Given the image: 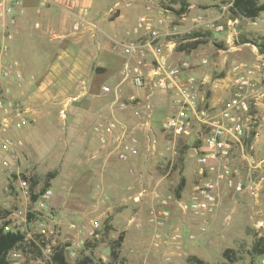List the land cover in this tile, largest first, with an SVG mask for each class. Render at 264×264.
<instances>
[{"label": "rangeland", "instance_id": "obj_1", "mask_svg": "<svg viewBox=\"0 0 264 264\" xmlns=\"http://www.w3.org/2000/svg\"><path fill=\"white\" fill-rule=\"evenodd\" d=\"M186 2L188 11L177 15L173 10L184 6L180 0H147L145 13H148V4H154V20L162 38L174 40L175 50L184 51V54L193 51L195 55L179 59H188L195 69L199 63L194 58L202 52L203 64L208 67L211 79L223 89L229 91L235 73L248 75L258 98L261 96V104L254 106L252 113L257 115L256 124L261 126L264 135V53L258 49V44L264 40V13L254 19L235 16L229 9L232 0ZM194 42L198 44L192 47ZM195 76L198 84L195 93L201 105L203 80ZM164 94L158 89L153 94L158 96L160 105L164 104ZM57 116L56 112V121ZM49 132L45 137L44 130L35 131L37 143L47 151L53 149L58 140L56 129ZM60 132L63 139L61 158L51 154L43 158L41 154L28 161L25 169L30 174L32 189L50 187L53 191L54 206L51 204V208L41 212L46 218L47 233L38 235L36 224L28 226V233L35 240H23L15 246L21 255L14 264H54L52 255L58 249L63 250L70 264L84 258L90 260L87 264H95L98 260L116 264H221L226 261L222 255L226 249L232 259L230 264H264V254L253 249L254 242L264 237V227H258L264 188L258 194H251L248 191L234 193L221 187L219 206L205 216L181 207L180 204L189 199L196 177L198 142L188 143L182 136L154 127V135L150 136L155 140L154 148L148 147L152 141L142 133L140 145L143 148L137 164L141 176L134 183L125 177L122 180L124 189L130 182L135 186L116 193L107 191L105 178L92 174L84 158H75L74 129L70 133L66 126ZM253 139L255 135L245 141L243 152L259 158L264 153V141L256 142L257 146L263 144L259 149L252 145ZM238 167L245 173L247 161L239 160ZM4 177L7 178V172L0 167V178ZM181 177L187 182V190L183 188L178 196L176 189ZM0 199H6L3 192ZM10 202L12 208H20L18 202ZM153 209L167 214L155 219L150 215ZM30 215L27 214L28 219L34 222ZM68 249L76 251L75 257L69 255ZM112 251L117 258H112Z\"/></svg>", "mask_w": 264, "mask_h": 264}, {"label": "crops", "instance_id": "obj_2", "mask_svg": "<svg viewBox=\"0 0 264 264\" xmlns=\"http://www.w3.org/2000/svg\"><path fill=\"white\" fill-rule=\"evenodd\" d=\"M146 2L147 0H20V4L15 6L13 20L0 9V45L5 40L6 31L12 34L6 58L0 56V87L11 97L12 109L17 113H25L33 121L21 130L10 129L23 142L17 151L18 171L29 173L25 171L28 161L41 154L44 155L43 158L45 154L61 158L63 139L60 130L67 126L70 133L73 129L75 132V158H84L92 174L105 178L107 191L120 193L135 186L132 182L141 176L137 164L143 146L141 148L140 145L137 156L127 161L110 157L107 149L101 146L92 132L91 126L99 116L109 114L114 101L121 103L137 97L154 105L155 119L159 118L161 111L172 106L173 95L170 93L164 94V104L160 105L157 95H152L151 101L148 100L151 84L147 89H137L131 86L129 80H122L118 74V69L126 62L135 63L125 58L119 43L127 39V31L145 13ZM148 6V14L154 19L155 6L150 3ZM262 13L264 11L260 15ZM163 42L167 64L182 56H195L193 51L184 54V51L175 50L174 40L165 38ZM200 53L194 58L199 66L193 72L203 80L204 90L201 96L204 103L219 105L228 91L211 79L208 67L202 63L204 54ZM10 60L17 62L15 69L20 71V78L13 76L14 71H5L6 63ZM152 65L155 62L151 54H148L141 67L150 78L153 73ZM103 85H119L120 94H104L101 89ZM258 99L257 104H261V96ZM63 107L65 119L59 114ZM56 112L59 115L57 121L54 118ZM116 115L128 123L134 121L130 109L117 110ZM38 129L44 130L45 137L50 134L49 130H57L58 140L53 149L47 151L40 147L35 138V131ZM260 129L259 125L252 142L255 147L256 142L264 141L263 129ZM262 145L258 144L257 147L261 149ZM125 177L132 179V182L124 189L122 180ZM5 180L6 177L0 178L1 185ZM184 188L187 190L186 181ZM15 202L21 203L18 199ZM51 204L54 206V195Z\"/></svg>", "mask_w": 264, "mask_h": 264}, {"label": "built area", "instance_id": "obj_3", "mask_svg": "<svg viewBox=\"0 0 264 264\" xmlns=\"http://www.w3.org/2000/svg\"><path fill=\"white\" fill-rule=\"evenodd\" d=\"M18 4L20 0H0V9L13 20L15 6ZM126 35L127 39L120 42L122 53L127 60L135 63L126 62L118 69L122 80H129L131 86L137 89H147L151 84L148 100L151 101L152 95L158 89L173 95V104L155 119L154 105L137 97L121 103L114 101L109 108V114L99 116L91 126L92 132L101 146L107 149L110 157L127 161L137 156L142 133L148 141H152L148 147L155 148V140L150 136L154 135L152 129L159 127L165 132L186 138L188 143L198 142L196 177L189 199L180 204L183 210L198 216L214 212L220 203L218 193L221 187L234 193L248 191L258 194L264 188V153L259 158H253L243 152L245 141L252 138L253 132L256 135L258 129L257 115L252 113L257 105L258 93L248 75L243 72L235 73L228 94L219 105L206 106L203 98L201 105H198L200 100L195 93L198 87L197 78L190 61L181 58L173 63H166L162 34L150 14L140 15ZM4 38L0 45V56L6 58L8 41L12 34L6 31ZM148 54H151L155 62L152 65L151 78L141 67ZM204 62L205 60L202 61ZM6 64V72L14 71L15 78L21 77L20 71L15 69L16 61L10 60ZM101 89L104 94H120L119 85H103ZM12 108L11 97L0 87V167L7 172V178L0 186L1 194L3 192L6 196L5 200H0V228L5 232L21 233L23 240L34 241L35 238L28 233V226L36 224L38 235L47 233L46 218L42 217L41 212L51 208L53 191L50 187L32 189L30 174L16 169L17 151L23 142L10 129L21 130L31 120L25 113H17ZM127 109L134 116L131 123L116 115L117 110ZM59 114L66 118L65 107L60 109ZM239 160L247 161L245 173L238 167ZM11 198L21 202L18 204L20 208H12ZM28 213L33 215L34 222L28 219ZM166 214L165 211L156 212L155 209L150 212L155 219ZM260 214L258 227H264V205ZM95 225H98V221H95ZM67 252L72 257L76 255L75 250L68 249ZM20 255V250L13 247L7 252L6 259L14 264Z\"/></svg>", "mask_w": 264, "mask_h": 264}, {"label": "trees", "instance_id": "obj_4", "mask_svg": "<svg viewBox=\"0 0 264 264\" xmlns=\"http://www.w3.org/2000/svg\"><path fill=\"white\" fill-rule=\"evenodd\" d=\"M180 3L184 5L182 8L180 6L179 9L173 10L175 14L182 15L188 11L187 9V2L186 0H180ZM232 14L235 16H243L245 18L254 19L256 18L261 11H264V1L259 2L258 0H232L231 6L229 7ZM198 42H194L192 47H195ZM258 49L260 52L264 53V40L263 42L258 44ZM254 132L252 133V137ZM50 177V176H48ZM46 185H48L46 181ZM185 185V178L181 177L179 184L176 189V194L179 196L181 191L183 190ZM35 196H33L34 198ZM24 236L18 232H11V231H3L0 228V264H9L6 259L7 252L11 250L13 247L18 245L20 242L23 241ZM254 252L258 254H264V237L258 238L253 244ZM229 249L223 251V257L226 261L222 262L221 264H230L232 259L228 256ZM112 258H117V254L115 251L111 252ZM52 261L54 264H70L65 259L64 253L62 249H58L52 255ZM90 260L88 258H84L82 260H78L74 264H87ZM95 264H116L114 261L105 262L103 260H98Z\"/></svg>", "mask_w": 264, "mask_h": 264}]
</instances>
